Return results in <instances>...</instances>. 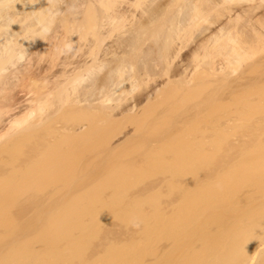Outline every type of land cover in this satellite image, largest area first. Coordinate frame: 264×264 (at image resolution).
<instances>
[{
  "label": "bare ground",
  "instance_id": "bare-ground-1",
  "mask_svg": "<svg viewBox=\"0 0 264 264\" xmlns=\"http://www.w3.org/2000/svg\"><path fill=\"white\" fill-rule=\"evenodd\" d=\"M0 264H264V0H0Z\"/></svg>",
  "mask_w": 264,
  "mask_h": 264
},
{
  "label": "rangeland",
  "instance_id": "rangeland-1",
  "mask_svg": "<svg viewBox=\"0 0 264 264\" xmlns=\"http://www.w3.org/2000/svg\"><path fill=\"white\" fill-rule=\"evenodd\" d=\"M108 228H110V227L108 226ZM254 262H256V261H254Z\"/></svg>",
  "mask_w": 264,
  "mask_h": 264
}]
</instances>
